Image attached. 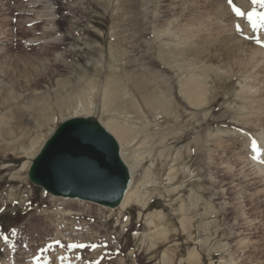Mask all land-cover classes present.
<instances>
[{"label": "rangeland", "instance_id": "374dc122", "mask_svg": "<svg viewBox=\"0 0 264 264\" xmlns=\"http://www.w3.org/2000/svg\"><path fill=\"white\" fill-rule=\"evenodd\" d=\"M30 1L0 3L5 62L23 55L28 66L0 83V264H264V173L245 175L237 158L264 166V55L228 43L216 9L223 1L233 33L263 53L244 37L264 40V28L228 0H51L49 32L19 10ZM188 87H198L193 106ZM72 116L114 136L137 200L102 206L29 180L44 141Z\"/></svg>", "mask_w": 264, "mask_h": 264}, {"label": "water", "instance_id": "95a60500", "mask_svg": "<svg viewBox=\"0 0 264 264\" xmlns=\"http://www.w3.org/2000/svg\"><path fill=\"white\" fill-rule=\"evenodd\" d=\"M28 178L53 196L116 207L130 172L118 142L97 119L73 116L44 141L28 167Z\"/></svg>", "mask_w": 264, "mask_h": 264}, {"label": "bare ground", "instance_id": "6f19581e", "mask_svg": "<svg viewBox=\"0 0 264 264\" xmlns=\"http://www.w3.org/2000/svg\"><path fill=\"white\" fill-rule=\"evenodd\" d=\"M2 2H4V0H0V3L2 4ZM51 4V0H31L28 5L26 7H23V8H20L19 10L20 11H28V12H33L34 13V19L37 18V17H41V19H45L46 21V28L45 30L46 31H55L54 30V27H55V22L52 18L50 17H46L48 15V7L50 6ZM50 10V9H49ZM217 13V20L218 22L220 23H217L220 25V27L222 28L223 32H224V35L226 36V41L228 43H232V42H238V43H242L245 47H248L249 50L251 51V54H259L261 57L264 55V53L259 50L258 48L254 47V46H251L249 45L246 41L240 39L239 37H237L234 33H233V30L231 29L230 27V22H229V18L228 20L225 19V17H227V7L223 4V1H221L219 3V6L217 7L216 9ZM230 15V14H229ZM225 20H224V19ZM224 20V21H223ZM224 36V37H225ZM45 34H41V35H36V36H33V37H30L28 38L26 41L27 42H30V43H33V44H38L40 42H43L45 41ZM51 37V36H49ZM56 39V38H55ZM4 38H2V36H0V83H6L8 81H10V74H8V71H11L12 74H14V71L12 70H15L17 69L18 70V74L15 72V74L17 75V78L21 77V72H22V67L19 68L18 64L20 63L22 66H25L26 64V60L25 59H21L23 58V55H19V57H17V62L18 64H16L17 67H14L13 66H8L5 62V60L7 59V53L4 49V46L3 45V42H4ZM6 48V47H5ZM239 49V47H238ZM245 49V48H244ZM247 50V49H246ZM240 51V50H239ZM240 52H243L240 51ZM239 52V53H240ZM250 55V54H249ZM18 56V55H17ZM247 56V55H246ZM254 56V55H253ZM253 58V57H252ZM264 58V57H263ZM28 60V59H27ZM264 62V61H263ZM30 63V62H29ZM25 67H28L27 65ZM32 67V66H31ZM27 71V70H26ZM25 71V72H26ZM20 73V74H19ZM7 78L8 80L6 82H4V78ZM18 78V80H19ZM25 78V77H23ZM182 94L184 95V98L188 100L189 104L190 105H195L197 104V102L195 101V99L198 101L199 100V92H198V87L197 88H191V87H188L184 92H182ZM73 117V116H72ZM111 123V122H110ZM103 127L108 130L104 125ZM114 126H111V128H113ZM109 131V130H108ZM111 131V130H110ZM114 133V132H113ZM43 145V144H42ZM41 148V147H40ZM249 150V149H248ZM39 151V150H38ZM258 152V150H257ZM253 153V152H252ZM256 153V152H255ZM122 154L121 158L123 157V152L120 151V155ZM254 154V153H253ZM253 156H256L255 154ZM261 156V157H260ZM260 158L264 159V151H261L260 152ZM237 158L240 159V161L242 163H244V169L247 168V173H245V175L247 174H251L253 177H259L260 178V175L264 173V166L260 165L259 163H257V165L255 164V166H251L249 163H250V160H245L243 159L239 154H237ZM123 159V158H122ZM124 161V159H123ZM125 162V161H124ZM261 162V161H260ZM126 163V162H125ZM128 169H129V172H130V182H129V185L122 197V200L121 202L119 203V206L120 208L122 207H125L126 205H128L129 203L137 200V192H136V189L138 190V188L134 189L132 188V179H131V170L128 166V164L126 163ZM249 167V168H248ZM249 169V170H248ZM251 176V177H252ZM263 178V177H262ZM261 178V179H262ZM260 181L263 182L264 184V179H262ZM137 187V186H136ZM70 199H74V198H70ZM76 200H81V199H76ZM103 206V205H102ZM25 264H30V263H25ZM31 264H37L36 263V260L34 259L33 261H31ZM39 264V263H38ZM178 264H182L181 262H179Z\"/></svg>", "mask_w": 264, "mask_h": 264}, {"label": "snow or ice", "instance_id": "6c2138e0", "mask_svg": "<svg viewBox=\"0 0 264 264\" xmlns=\"http://www.w3.org/2000/svg\"><path fill=\"white\" fill-rule=\"evenodd\" d=\"M252 4L259 5L261 9H264V0H252ZM228 5L230 6L231 11L232 13L235 14V16L240 18H243L245 16L247 17V22L250 24L251 29L253 31H256L260 28H264V11L257 12L255 8H252L250 11L245 13L244 11H242L240 7L235 5L234 0H228ZM235 31L237 34L243 33V29L239 24L235 25ZM244 38L249 40H255L256 44L260 45L261 47H264V40H261L259 36H245ZM251 147L253 150L257 148V143L254 139L252 140ZM253 159H255V157H253ZM4 211H5L4 208H0V212H4ZM14 231L15 230L13 229V232ZM4 239L7 240V237H4ZM55 243L58 244L59 241H56ZM50 246L51 245H49V247ZM67 247L75 249V248H84L87 247V245L71 243L68 244ZM92 247H96V245H92Z\"/></svg>", "mask_w": 264, "mask_h": 264}]
</instances>
